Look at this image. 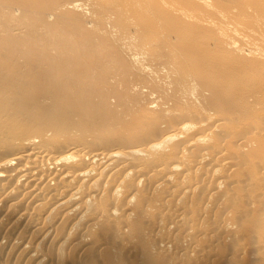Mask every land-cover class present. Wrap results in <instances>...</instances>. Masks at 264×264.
Listing matches in <instances>:
<instances>
[{"label":"bare ground","instance_id":"obj_1","mask_svg":"<svg viewBox=\"0 0 264 264\" xmlns=\"http://www.w3.org/2000/svg\"><path fill=\"white\" fill-rule=\"evenodd\" d=\"M42 262L264 264V0H0V264Z\"/></svg>","mask_w":264,"mask_h":264},{"label":"rangeland","instance_id":"obj_2","mask_svg":"<svg viewBox=\"0 0 264 264\" xmlns=\"http://www.w3.org/2000/svg\"><path fill=\"white\" fill-rule=\"evenodd\" d=\"M136 58H138V61H140V62H146L147 60H146V58H148V54H145V53H138V55L136 56ZM143 89H145L146 90V87H144ZM148 91V92H147ZM146 92L148 93L146 96H144L143 97V101H145V103H147L148 102V104L150 103V104H152L153 106L152 107H154V105L156 106V102L159 100L158 98L160 97V95L161 94H163V93H160V91H158L157 92V90H155V91H153V92H149V90H147ZM164 91V89L163 90H161V92H163ZM165 92V91H164ZM156 93V94H155ZM158 94V95H157ZM148 97H149V99H148ZM156 97H157V99H156ZM156 99V100H155ZM151 100H152V102H151ZM37 236V235H36ZM35 236V237H36ZM149 251H154L153 249H150ZM122 254V258L120 257L119 258V260L121 261V263H122V261L124 262L125 260H126V258L125 259H123L124 257H125V255H123L124 253H121ZM120 254V255H121ZM125 263V262H124ZM40 264V263H39ZM41 264H43V262L41 263Z\"/></svg>","mask_w":264,"mask_h":264}]
</instances>
